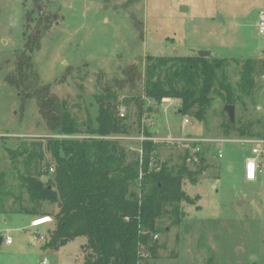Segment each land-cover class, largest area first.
<instances>
[{
    "label": "rangeland",
    "instance_id": "374dc122",
    "mask_svg": "<svg viewBox=\"0 0 264 264\" xmlns=\"http://www.w3.org/2000/svg\"><path fill=\"white\" fill-rule=\"evenodd\" d=\"M263 8V0H0V173L16 185L5 147L50 136L31 94L35 89L47 85L48 95L65 101L82 125L96 115L94 94L105 85L119 91L115 80L124 78L132 66L142 69L146 55L211 51V56L228 62V81L240 96L234 106L235 124L247 134L225 132L228 117L218 98L203 121L181 115L173 99L152 103L144 112L142 123L150 137L198 139L196 145L155 141L160 161L178 165L189 149L187 166L204 167L195 182L184 179L183 190L192 203H181L185 217L180 223L168 215L158 220L160 231L153 240L159 247L145 264H264V148L255 179L247 180L243 165L252 156L253 144L237 141L264 138V41L257 32ZM39 30V47L25 53L31 34ZM20 56L29 60L24 82H19L23 91L5 81ZM247 59L259 64L254 87L245 94L238 83ZM128 86L120 96L140 94V86ZM120 109L130 125L123 144L136 152L144 136L139 133L138 102L131 99ZM5 201L10 204L12 199ZM56 211L55 205L43 203L38 212L49 213L51 221L37 228L30 226L29 215L1 211L0 264H83L85 237L57 251L41 248Z\"/></svg>",
    "mask_w": 264,
    "mask_h": 264
},
{
    "label": "trees",
    "instance_id": "16d2710c",
    "mask_svg": "<svg viewBox=\"0 0 264 264\" xmlns=\"http://www.w3.org/2000/svg\"><path fill=\"white\" fill-rule=\"evenodd\" d=\"M38 32L31 34L25 53L39 47L42 30ZM28 62L20 56L5 81L23 91V69ZM227 63L224 58L197 54L146 55L142 69L130 67L114 85L119 91L125 84L131 90L140 86V94L120 96L105 85L93 96L97 105L94 119L88 117L82 125L65 101L48 95L47 85L35 89L31 94L50 136L16 148L5 147L13 164L10 175L18 183L8 184L6 173H0V212L50 217L38 210L43 203L55 205L57 211L51 214L54 225L46 231L42 249L57 251L67 242L85 237L83 264H145L159 247L153 240L160 231L158 220L168 215L180 223L185 217L181 203H192L183 190L184 179L195 182L204 167L191 170L187 166L189 149L180 164L170 166L158 159L157 146L148 139L140 141L138 151H130L122 139L129 134L130 125L124 115L119 116L120 108L136 99L139 133L145 137L151 134L142 123L144 112L166 98L179 102L181 115L203 121L214 99L234 106L240 100L228 81ZM258 64L257 59L243 63L238 88L245 94L254 87ZM230 131L241 137L247 134L228 119L225 132ZM4 198H11V203H4Z\"/></svg>",
    "mask_w": 264,
    "mask_h": 264
},
{
    "label": "built area",
    "instance_id": "2783aa9c",
    "mask_svg": "<svg viewBox=\"0 0 264 264\" xmlns=\"http://www.w3.org/2000/svg\"><path fill=\"white\" fill-rule=\"evenodd\" d=\"M258 23H257V32L260 36H264V8L261 9L258 13ZM119 116H123V112H122V109H120L119 111ZM185 123L188 122V120L186 118H184L183 120ZM152 140V141H163V142H166V143H173V142H177V141H180V142H188V143H197L198 139H195V138H191V137H179V138H158V137H145V136H142L139 138L140 141H143V140ZM201 141H205V139H201ZM237 141H241V142H249V143H252L253 146H252V149H251V152H252V156H249L247 159H246V162H245V167H244V175H245V178L247 180H254L255 177H256V171H257V167H258V164H259V157L262 153V150L264 148V138H241V139H238ZM219 157H221V153H219L218 155ZM52 171V169H51ZM44 219H50L49 221L45 222L44 224H47L51 221V218L49 216L47 217H37V218H34L31 220V227H39L41 225H44L43 223L41 224V221L44 220ZM34 238V237H33ZM11 242V239L9 237H6L5 239V243L9 244Z\"/></svg>",
    "mask_w": 264,
    "mask_h": 264
},
{
    "label": "water",
    "instance_id": "95a60500",
    "mask_svg": "<svg viewBox=\"0 0 264 264\" xmlns=\"http://www.w3.org/2000/svg\"><path fill=\"white\" fill-rule=\"evenodd\" d=\"M260 40L264 41V36H260ZM197 55L200 57H210L211 52L208 50H199L197 52ZM234 109H235L234 105H230V104H225L223 107V110L227 114L228 119L233 124L235 122V111H234ZM2 241H3V237L0 235V245H1Z\"/></svg>",
    "mask_w": 264,
    "mask_h": 264
},
{
    "label": "crops",
    "instance_id": "0c3cea01",
    "mask_svg": "<svg viewBox=\"0 0 264 264\" xmlns=\"http://www.w3.org/2000/svg\"><path fill=\"white\" fill-rule=\"evenodd\" d=\"M263 2H264V0H263ZM220 19H222V17H219ZM211 52V51H210ZM165 100H171V99H169V98H166ZM174 100V99H173ZM175 101H177V100H175ZM244 167H245V165H243ZM32 219H34L33 217H31V220ZM31 226V225H30ZM33 228H37V227H33ZM48 230V229H47ZM32 234H34V231L32 232ZM34 237V235H31L30 236V238H33Z\"/></svg>",
    "mask_w": 264,
    "mask_h": 264
},
{
    "label": "bare ground",
    "instance_id": "6f19581e",
    "mask_svg": "<svg viewBox=\"0 0 264 264\" xmlns=\"http://www.w3.org/2000/svg\"><path fill=\"white\" fill-rule=\"evenodd\" d=\"M49 220H50V219H44V220L41 221V224H42V223L44 224L45 222H47V221H49Z\"/></svg>",
    "mask_w": 264,
    "mask_h": 264
}]
</instances>
